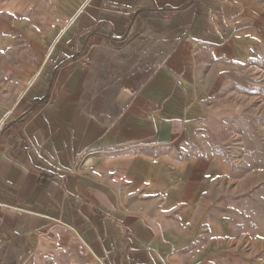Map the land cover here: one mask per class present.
I'll return each mask as SVG.
<instances>
[{
	"label": "crops",
	"instance_id": "crops-1",
	"mask_svg": "<svg viewBox=\"0 0 264 264\" xmlns=\"http://www.w3.org/2000/svg\"><path fill=\"white\" fill-rule=\"evenodd\" d=\"M49 1L5 7L59 12L48 24L77 12L82 34L58 38L87 41L49 50L51 36L0 127V264H199L195 204L215 202L216 143L241 106L226 81L264 61V0ZM90 43L154 66L97 116L87 88L105 53Z\"/></svg>",
	"mask_w": 264,
	"mask_h": 264
},
{
	"label": "rangeland",
	"instance_id": "rangeland-1",
	"mask_svg": "<svg viewBox=\"0 0 264 264\" xmlns=\"http://www.w3.org/2000/svg\"><path fill=\"white\" fill-rule=\"evenodd\" d=\"M7 2L0 0V127L13 103L29 89L42 61L38 55L59 48L75 51L77 39L84 41L76 37L75 43L63 44L58 38L61 33L82 34L76 27L77 12L48 24L42 14L59 12L34 10V4L11 10ZM51 36L58 39L48 50ZM125 46L85 45V51L105 53L93 59L88 81L89 111L95 116L119 89L137 88L154 70L149 56L134 62ZM255 67L252 61L226 81L234 104L241 106L232 113L226 137L216 143L224 169L215 175V202L195 204L201 217L193 220L198 233L191 252L199 264H264V61L259 73Z\"/></svg>",
	"mask_w": 264,
	"mask_h": 264
},
{
	"label": "built area",
	"instance_id": "built-area-1",
	"mask_svg": "<svg viewBox=\"0 0 264 264\" xmlns=\"http://www.w3.org/2000/svg\"><path fill=\"white\" fill-rule=\"evenodd\" d=\"M78 249H79V252H80L81 254L84 253L85 250H86L85 246H83V245H80V246L78 247Z\"/></svg>",
	"mask_w": 264,
	"mask_h": 264
}]
</instances>
